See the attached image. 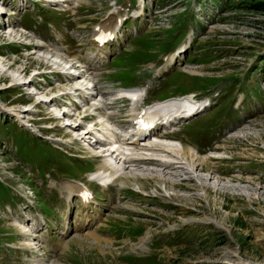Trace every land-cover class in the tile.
Masks as SVG:
<instances>
[{
  "label": "rangeland",
  "instance_id": "obj_1",
  "mask_svg": "<svg viewBox=\"0 0 264 264\" xmlns=\"http://www.w3.org/2000/svg\"><path fill=\"white\" fill-rule=\"evenodd\" d=\"M42 1L0 0V9L4 8L6 11L0 17V26L17 30L22 21L24 26L32 27L36 18L37 24L29 32L33 35L29 37L30 40L35 35L37 39L41 37L45 45L67 46L69 43L77 45L80 49L72 46L69 50L72 52L75 49L73 55L82 59L92 58L91 67L98 71L103 85L108 83L118 85L119 83L112 80L110 75L107 77V72L113 70V67L87 38L93 33V24L108 10L110 0H91V4L81 6L80 27L74 24L73 12H67V15L64 12L62 21V17L56 16V12H47L48 8L42 6ZM117 1L124 5L130 0ZM225 1L218 4L219 0H213L214 4L208 0H145L144 14L136 22L129 24L128 28L131 29L134 25L137 39L143 37L157 39L158 36L163 38L158 40L148 38L139 44L135 41L134 43L138 45L134 46L129 42L131 36L128 32L127 36H119L120 43L114 48V55L123 49L130 50L133 46L137 47L135 53L153 50L156 53L164 52L168 50L167 41L173 38L174 33L167 32L169 24L161 21L171 19L175 14H182L179 17L184 20V28L187 27L189 31L185 37L183 34L185 29L179 23L176 31L180 42L175 48H179L189 37L193 43L185 55L180 54V62L172 70L182 68L183 62L188 65L199 64L201 67L199 71L188 69L195 72L193 76L180 72L167 76L164 85L168 87H165L163 94L159 96L166 95L170 89L178 93L186 88L190 90L197 86L208 87L206 90L199 88L194 90L198 98L209 97L215 100H211L212 105L192 124V129L197 130V133L189 141L194 140L201 152L208 149L217 150L219 155L216 154L217 158L209 156L204 164L196 165L194 173L188 164L183 162H178V165L182 166L184 171L176 172L161 166L158 168L154 164L131 166L132 170L145 171L152 168L155 170L153 175L155 178L164 172L175 176L166 177V190L162 185L159 187L154 180L148 179L144 182L143 192L140 190L142 193L130 191L129 188L137 189L133 185L120 189L117 186L112 187L114 199L108 198L106 193H100L105 206L104 211L109 212L105 215L100 233L110 238L108 241L111 245L105 241L106 239L97 237L100 242L98 247L92 243L94 240L92 236L91 242L80 239L83 240L80 246V243H75L73 237L69 240L67 250L65 247L62 251L47 253L49 259L55 261L52 264H264V94L256 87L261 73L264 74V7L257 5L264 3V0ZM255 4L256 9L253 8ZM148 7L149 10H146ZM45 18L56 23L62 21L58 30L53 27L56 25L54 22H50L49 26L45 24ZM174 21L176 22L175 19ZM74 33L77 35V41L73 39ZM19 39L18 37L15 40ZM9 40L4 34H0V53L4 56L8 53L11 56L5 59L0 57V102L7 104L2 106L13 111L37 104L35 109L37 112L34 114L37 118L34 120L36 124L48 122L49 120L43 117L50 116L49 112L52 111L55 112V116H62L63 113L56 111L58 109L53 106V101H50L53 99L51 97L59 92L55 89L52 92L51 90L41 92L32 86L33 80L38 76L37 72L47 70L43 62L44 57L33 51L32 53L25 51L21 44L10 43ZM7 43L10 46H7ZM125 43L128 45L125 46ZM193 47L195 50H192ZM20 51L23 54H20ZM95 54L97 58H94ZM204 55L209 59H203ZM158 57L159 63L162 64L163 55ZM57 61L56 59L55 62ZM149 62L145 61L140 68H147ZM114 65H118L119 68V73L114 75V78L129 81L134 79L133 72H136L139 62L119 59ZM216 78H220L221 81L212 85ZM138 80L133 83L134 86L140 85L141 79ZM121 84L132 85L129 82ZM240 97L243 98L242 103L234 108L237 105V98ZM35 99L38 102H33ZM227 108L228 114L225 115ZM208 111L210 113L205 115ZM215 114L219 118L215 119ZM19 126L15 116L5 114L0 109V175L11 181L26 184L30 181L31 174L28 175L21 167L16 166L12 158L16 156V148L18 158L31 168H41L43 175L45 168L49 170V165L44 166L46 163L56 161L58 164L60 160L62 164L66 158L54 149L48 150L44 142ZM75 130L76 128L71 130L73 134H80L81 131ZM184 131V135L191 134L188 130ZM58 133L66 135L68 131L59 130ZM84 136L87 137L88 134ZM83 162H88L90 166L82 171L79 170L80 165L75 168L72 163H67V167L76 171V175L71 173L75 175V179H68L87 183L86 174L94 169L95 161L88 157ZM53 168V177L63 176L54 180L62 181L67 178L66 170H63L61 175L58 168L55 166ZM20 170L22 172H19ZM35 182L40 184L37 179ZM200 183L206 186L204 195L197 187ZM48 184L49 178L43 184L46 192L43 196L44 204L56 206L61 198L52 204L48 195L53 192L60 194L56 189L51 192ZM15 203L9 188L0 182V206L4 207L6 204L14 206ZM111 203L116 204L110 206ZM43 208L51 213L50 209ZM25 209L20 213L22 216L20 220L28 224L29 214L27 215ZM38 211V208L33 209L34 214H38ZM56 214L59 218L63 217L62 202L57 205ZM0 215L6 214L4 212ZM48 218L52 219V216ZM13 221L6 217L0 222V231L7 232L0 233V264H31L27 259L32 257V254L25 250L26 245L23 243L25 237L21 239L22 235H18L19 229ZM212 222L220 224L222 228L216 227ZM140 226L143 232L139 233V230L133 232V228ZM14 235L13 240L10 236ZM148 235H151L146 241L148 248L143 249L146 248L144 242ZM28 242L31 241L25 244L29 245ZM139 242L137 247L143 250L133 252L134 245ZM12 244L22 249H16ZM144 252L151 257L144 259L128 256L127 259L133 263L122 259L125 253L144 256Z\"/></svg>",
  "mask_w": 264,
  "mask_h": 264
},
{
  "label": "bare ground",
  "instance_id": "obj_2",
  "mask_svg": "<svg viewBox=\"0 0 264 264\" xmlns=\"http://www.w3.org/2000/svg\"><path fill=\"white\" fill-rule=\"evenodd\" d=\"M82 1L83 0H72L71 2H63L64 4L61 3L62 4L61 6H63V7H61L60 9L64 10L65 8H71L73 6L78 5L79 3H82ZM139 4L142 5L141 0H139ZM107 28L111 29V27H107ZM33 53H35V54L37 53L38 56L42 55V57H44L43 62H45L47 70L53 68V65H55V64L57 65V64L61 63L63 61L61 59V56L66 57L65 52H63L58 47L51 46V45H45L42 48V50L39 47L38 49H35V51ZM56 59L59 62L58 61L55 62ZM70 59H72V58H70ZM63 63H64V61H63ZM47 66H49V67L47 68ZM189 72H191V71H189ZM193 73L195 74V72H191L190 74H193ZM39 74L40 73L37 72V75H39ZM90 74L92 75V73H90ZM17 85L19 86L20 84H17ZM65 87H68L67 89H69V90L65 89ZM80 87H84V86H81L76 81L72 85L71 84H68V85L66 84L65 86L64 85L63 86L62 85H60V86L55 85L54 89L57 90L58 92H60V91H63V92L64 91H71L72 93H77V94H79L80 98L84 100V96H82V91L80 90ZM62 88H64V89L62 90ZM47 90L49 91V90H51V88H48ZM94 91H96L97 94L100 93L103 95V93L100 91V89L97 86L94 87ZM132 91H134L135 95L139 94V90H132ZM125 92H126L125 90L120 91V93H125ZM46 95H47V93H46ZM189 97H191V96L185 95V96L169 97V98L164 99V100H158L154 104L148 106L149 107V108H147L148 113L160 115L161 118H171L173 120H181L182 118L186 117L190 112H192L193 109H195L199 104L198 101L192 99V97L191 98H189ZM35 101L38 102V100H36V99L33 102H35ZM50 101H54V98ZM45 103H48V102H45ZM91 106H93V104H91L90 107ZM2 107L8 113H11L14 111V113L18 116L17 118L20 121V124L23 126H26L27 128H29L31 130H33L32 128L35 127V123H33V121L31 122L28 119L29 118L28 116H30V115L26 116V114H29V110L35 111V109L37 108V104L28 105L27 107L18 108V109H15L13 111L9 110L5 106H2ZM112 108H113V106L110 107L106 102L102 103L101 108L98 110V114L103 116V118H100V120H98L101 123L100 128L101 127L108 128V129L113 128V126L108 124L107 120H109L110 122L115 123V124L120 122L117 119L115 114H112V115H105L104 114L105 110L112 109ZM131 118H132V116H131ZM32 124H33V126H32ZM77 127L78 126H75L74 128H69V130L70 129L73 130L75 128L77 129ZM158 132H159V130L156 132L155 135H157ZM85 134H88V136L83 137V135H85ZM139 134H141V133H139ZM99 135L102 136L103 134L100 133ZM81 137L84 140H87L90 138V133L88 131H86L81 135ZM50 140H52L54 142H59L61 144H65V145L68 142L74 141V139L70 136L58 137V138L50 139ZM57 140H59V141H57ZM125 144L127 145L126 147L132 146V147L139 148V152L138 151L135 153L133 152V154L131 156L125 154V150L123 149ZM125 144H124V140H122V141H120V143L118 145H115L118 147L115 154H113L112 152H110V153L105 152V153H102L103 155L101 157L94 156V157L99 158V159H97L98 160L97 168L95 171H93L91 173V175L93 177H98L99 180H102V182H105V180L106 181L112 180V182H116V183L120 184V186L133 185L134 187L136 186L137 188L142 190V192L144 190V182L148 181V179H152L155 181V183L158 184L159 187L162 185L166 190V186H167V180H166L167 178L166 177L167 176L168 177L169 176L174 177L175 175L174 176L168 175V172L163 171L164 172L163 174H161L159 177L157 176L155 178L153 176L155 170L152 168H147V169H145V171L140 170V169L132 170L131 167H127L125 165L127 163H129V164H136V166H137L139 163L152 162L151 164H156L158 166V168H159V166H161L164 169H172V170H175L174 172H176L177 170H183L184 171V168L182 166L178 165V162H180V163L183 162V164H188V166L190 167V169L194 173V171H196L195 170L196 165L200 166V165L204 164L206 162L205 160L208 159L209 156L210 157H213V156L217 157L219 155V153L218 152L216 153V151H211V152H208L207 154H198V152L192 146L184 145L181 142L179 143L177 141V139H171V138H170V140H167V139L162 138V137H161V139L156 140V141L149 140L145 143L146 146H141V143L139 142L138 138H135V139L131 140L130 142H126ZM90 145H92V143L88 144L89 148H90ZM54 146L61 148V145H58L56 143H54ZM115 146L109 145L110 148H114ZM216 154H218V155L216 156ZM170 155H172L173 156L172 158L174 159L172 163L165 161V160L171 158ZM158 157H160V159H164V160H162L160 162L153 161V160L157 159ZM188 175H190V174H188ZM73 187H75V186L73 185ZM172 187L174 188L175 186L172 185ZM197 187H198L199 191H201L202 195H204L206 186L203 185V183H200L197 185ZM77 189H78L77 187L74 188V190L76 192H77ZM80 190H78V191H80ZM185 197H187V196H185ZM68 198H69V195H68ZM83 203L87 204L86 202H83ZM13 224H15L23 232L27 229V227H29L27 225V223H25L24 221H21V220H20V222L18 220H14ZM214 225L218 228H222V226L220 224L215 223ZM92 236L94 237V240H93L94 242L91 240ZM97 237L102 238L95 233H92V232L89 233V240H91L92 243H94V245H97L99 247L100 242H99ZM34 239L35 238L27 239L28 241L30 240L32 242V243L28 242L29 246L34 245V243H35ZM74 239H75V243H80L79 245L81 246V244L83 243L82 242L83 240H80V239H83V237L78 236V237H75ZM77 240H80V241L77 242ZM105 241H107L108 244L111 245L108 240H105ZM69 243L70 242H68L65 245L66 250H67ZM32 260L34 261V259H32ZM52 263H55V261H51L49 264H52ZM37 264H47V263L44 260H39V262Z\"/></svg>",
  "mask_w": 264,
  "mask_h": 264
},
{
  "label": "trees",
  "instance_id": "obj_3",
  "mask_svg": "<svg viewBox=\"0 0 264 264\" xmlns=\"http://www.w3.org/2000/svg\"><path fill=\"white\" fill-rule=\"evenodd\" d=\"M257 5H258V7H264V3H262V2H261L260 4H257ZM257 5L255 4V5L253 6V8L256 9ZM259 5H260V6H259Z\"/></svg>",
  "mask_w": 264,
  "mask_h": 264
}]
</instances>
